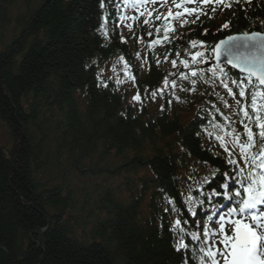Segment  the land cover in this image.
<instances>
[{"label": "trees", "instance_id": "16d2710c", "mask_svg": "<svg viewBox=\"0 0 264 264\" xmlns=\"http://www.w3.org/2000/svg\"><path fill=\"white\" fill-rule=\"evenodd\" d=\"M253 1L247 13L239 7L187 32L212 43L264 31V0ZM102 11L100 0H24L22 10L0 0V123L12 141L10 151L0 146V264H182L164 228L137 223V203H116L102 176L117 168L113 152L144 153L147 139L149 166L171 194L175 165L157 154L158 135L179 131L190 156L208 159L193 129L181 126L192 104L157 121L144 112L156 122L143 124L97 89L94 61L124 49L115 32L108 42L99 39ZM225 21L229 29L218 31ZM160 79L153 68L144 84Z\"/></svg>", "mask_w": 264, "mask_h": 264}, {"label": "snow or ice", "instance_id": "6c2138e0", "mask_svg": "<svg viewBox=\"0 0 264 264\" xmlns=\"http://www.w3.org/2000/svg\"><path fill=\"white\" fill-rule=\"evenodd\" d=\"M252 2L253 0H171L169 5L168 0H163L160 7L168 6L165 14L152 7L158 0H100V8L104 11L100 30L105 39H110L109 7L115 8L112 25L127 27L130 32L143 17L141 23L149 27V37L155 34V39L147 43L152 50L181 39L177 23L180 28L196 23L201 16L208 15V5H212L213 15L208 16L212 19L221 7L229 9L240 5L241 10L247 13ZM189 4L196 6L189 8ZM173 7L177 11L174 12ZM129 12L135 14L128 15ZM191 16L196 19L189 20L188 17ZM156 21L160 23L157 24ZM259 23L264 29V19ZM229 27L230 22L225 21L218 31ZM207 34L208 30L205 29L204 35ZM121 39L126 42L123 37ZM139 40L143 42L142 37ZM187 44L183 53L179 47L169 48L164 53L163 61L168 62L175 51V58L170 61L172 67L177 68L179 65L185 71L170 73L169 75L177 78L169 80L165 77L162 86L150 92L151 97L155 99L157 94L163 95L165 91L174 92L178 87L181 91L195 92L197 80H203L212 86L218 83L227 91L228 97L235 100L237 109L233 115L240 116L239 123L243 132L234 127L236 121L220 112L215 103H211V109L216 110L224 123L216 122L215 117H212L209 121L212 129L208 134L209 137L215 135V140L227 153L226 163L231 167L223 173V181H218L215 185L213 181L220 171L218 168L202 179L190 176L198 195H194L193 186L189 184L187 194L181 193L183 200L179 202L166 189H161L165 212L176 216L168 229L174 237L173 248L181 254L182 264H264V31L228 35L214 44L196 39ZM137 57L139 58V53ZM118 59L124 62V76L135 83L125 57L120 56ZM209 62H212L211 67L206 70L198 67ZM156 63H161L159 56L156 57ZM233 70H238L239 76ZM112 71L115 72L116 68L113 67ZM97 78L100 79L99 76ZM178 81H188L191 86L184 88ZM116 82L120 84L122 81L117 79ZM237 94L240 99H236ZM216 96L224 107L230 106L220 93L217 92ZM132 100L142 103L141 94L137 92ZM205 205L211 211H202L198 215V206L204 208Z\"/></svg>", "mask_w": 264, "mask_h": 264}, {"label": "rangeland", "instance_id": "374dc122", "mask_svg": "<svg viewBox=\"0 0 264 264\" xmlns=\"http://www.w3.org/2000/svg\"><path fill=\"white\" fill-rule=\"evenodd\" d=\"M0 139L2 140L7 139V134L2 128H0ZM205 162H207L206 164H208L210 167L212 166V163H213L212 161L205 159V158H196L191 161L190 165L188 166V169H196L199 164L205 163Z\"/></svg>", "mask_w": 264, "mask_h": 264}, {"label": "bare ground", "instance_id": "6f19581e", "mask_svg": "<svg viewBox=\"0 0 264 264\" xmlns=\"http://www.w3.org/2000/svg\"><path fill=\"white\" fill-rule=\"evenodd\" d=\"M182 37L183 38H181V40L179 41V43L184 42L187 39V35L186 34H184V36H182Z\"/></svg>", "mask_w": 264, "mask_h": 264}]
</instances>
